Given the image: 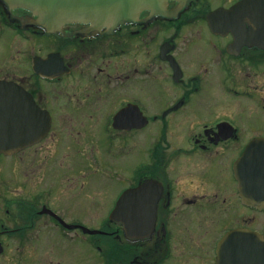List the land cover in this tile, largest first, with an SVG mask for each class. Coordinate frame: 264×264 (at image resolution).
<instances>
[{
  "label": "flooded vegetation",
  "instance_id": "flooded-vegetation-1",
  "mask_svg": "<svg viewBox=\"0 0 264 264\" xmlns=\"http://www.w3.org/2000/svg\"><path fill=\"white\" fill-rule=\"evenodd\" d=\"M0 132L30 145L0 155V264H263L264 174L236 165L264 140V0L99 29L0 0ZM149 186L117 212L155 210L152 231L127 237L110 214Z\"/></svg>",
  "mask_w": 264,
  "mask_h": 264
},
{
  "label": "water",
  "instance_id": "water-1",
  "mask_svg": "<svg viewBox=\"0 0 264 264\" xmlns=\"http://www.w3.org/2000/svg\"><path fill=\"white\" fill-rule=\"evenodd\" d=\"M10 3L27 8L39 15L44 22L47 23H67L72 21L93 23L103 25L107 22L114 23L117 26L120 23L132 20L140 11L144 9L156 10L159 12L166 4L167 0H8ZM46 126V125H45ZM46 129L44 131V134ZM42 134V133H41ZM3 135L0 133V142ZM262 144V145H259ZM25 145H0V153L8 154L16 152ZM251 159L253 179L258 181L260 175L264 174V140L254 142L250 145L243 158L239 161L237 173L242 180L244 176L245 164ZM124 217V222L132 224L133 215H122L121 213L112 215ZM147 218L153 214H147ZM121 221L122 219H117ZM144 228L149 229L152 219L147 221ZM143 227V226H142ZM135 228L127 227L128 233L134 231ZM96 233V231H92ZM252 254H257L258 261L264 264V241L260 242L255 235L252 234Z\"/></svg>",
  "mask_w": 264,
  "mask_h": 264
},
{
  "label": "rangeland",
  "instance_id": "rangeland-1",
  "mask_svg": "<svg viewBox=\"0 0 264 264\" xmlns=\"http://www.w3.org/2000/svg\"><path fill=\"white\" fill-rule=\"evenodd\" d=\"M135 160V159H134ZM0 161L1 162H3V158L2 157H0ZM130 162H131V159H130ZM10 163V162H9ZM127 168V167H126ZM128 169V168H127ZM117 186L116 185H114L113 187H112V189H111V192H113L114 191V189L116 188ZM97 216V217H96ZM100 216H104V215H95V214H92V218H94V217H96L95 219H94V221H97L98 220V217H99V220H100ZM91 226H93V225H91Z\"/></svg>",
  "mask_w": 264,
  "mask_h": 264
}]
</instances>
